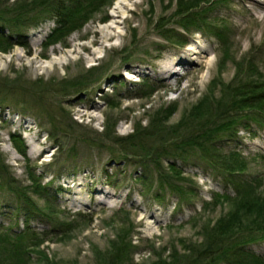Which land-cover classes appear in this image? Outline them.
<instances>
[{
	"label": "rangeland",
	"instance_id": "rangeland-1",
	"mask_svg": "<svg viewBox=\"0 0 264 264\" xmlns=\"http://www.w3.org/2000/svg\"><path fill=\"white\" fill-rule=\"evenodd\" d=\"M45 1L30 11L39 23L0 49V170L32 202L0 187V235L27 224L48 233L27 247L28 264L184 257L234 211L232 199L214 198L233 196L234 178L264 195V94L247 97L264 90V0H123L112 22L120 34L89 50L80 45L117 0H94L50 42ZM173 63L180 75L167 80L159 68ZM202 130L213 134L211 153L240 151L238 174L205 159L193 141ZM142 133L153 136L141 154L115 142L135 134L142 143ZM246 249L264 257V239Z\"/></svg>",
	"mask_w": 264,
	"mask_h": 264
},
{
	"label": "trees",
	"instance_id": "trees-1",
	"mask_svg": "<svg viewBox=\"0 0 264 264\" xmlns=\"http://www.w3.org/2000/svg\"><path fill=\"white\" fill-rule=\"evenodd\" d=\"M37 1L13 0L10 4L11 6L0 2V49L12 45V36L14 34L20 35L23 31V27L26 26L27 23L35 25L39 23L40 16L31 14L32 12L30 11L34 5L45 3L46 1L43 0V2L39 3H37ZM93 1L94 0H50L55 27L52 29V33L49 36V42L51 39L55 40V38H59L61 35L65 34V32L78 25L76 20L81 14L87 11L89 6L93 5ZM180 1L182 0L178 2L180 3ZM6 28L10 30L9 34L5 32ZM178 41L180 40L178 39ZM262 94H264V90H258L256 93L248 95L247 97H254L257 100L258 98L261 99ZM6 102L7 100L5 99L0 100L1 104H5ZM232 109L233 108H231V110ZM231 125L232 124H230L221 135L230 133V129L232 128ZM152 134L153 133L143 135L144 139L142 143L144 144L135 139H131L135 134L115 136V142L123 149L127 146L131 147L126 148V150L129 149L131 153L141 154L138 152L139 149L148 150L147 148H143V146L148 144L145 138H151L153 136ZM212 136L213 134L210 132L202 130L200 134H197L193 138V141L201 147L203 151L202 154L208 162L210 161L212 164L221 167V169L227 170L230 176H235L233 174H238L239 172L232 167V163L240 156V151L233 149L224 152V154H220L217 149L215 153H211L210 150L214 149L209 148L212 146L210 143L212 141ZM184 142L185 139L176 142L175 145L180 148V145ZM60 145H62V142ZM169 165L172 166L173 169L175 168L173 164ZM161 176L163 177L164 175ZM1 178L3 179V181L0 180V187L2 189L14 193L17 196V200H19L22 205H32L31 199L27 196L25 191L19 187L18 184H14L12 181H9V179L7 180L0 170V179ZM232 183L236 191L233 196L215 193L214 198L225 200L232 199L235 209L231 214L218 219L216 223L205 231L204 242L200 248L184 257L173 254L170 261L161 259L157 264H217L219 262L227 264H264V257L246 249V246L249 244L259 239H264V195L259 193L258 187L251 182H243L234 178ZM29 208L33 211V206ZM248 214H252L253 218H248ZM3 226L4 225L0 223V232H2ZM241 230L243 231L240 233ZM40 232L41 233H38L27 224V227L20 231L10 228V231L7 232L8 235H0V264H28L29 252L27 251V247L48 239V233L46 231ZM107 264L114 263L108 262Z\"/></svg>",
	"mask_w": 264,
	"mask_h": 264
},
{
	"label": "bare ground",
	"instance_id": "bare-ground-1",
	"mask_svg": "<svg viewBox=\"0 0 264 264\" xmlns=\"http://www.w3.org/2000/svg\"><path fill=\"white\" fill-rule=\"evenodd\" d=\"M178 1L179 0H177V2ZM120 5H123V0H117V2H115L112 5V8H111L112 11L104 16V18H107L106 22H104L99 27H91L90 28V31H89L90 35L89 36H91V37L87 42H84L82 45H80L81 48L89 50L91 48V46H93L94 44H98L99 46L104 47L108 44L107 43L108 40H110L113 37L118 36L120 34L119 30H116L114 25L112 24V22L114 23V22L119 21L117 19V16L121 15V12H122L119 8ZM76 49H78V47H76V45L73 44V48L70 49V51L65 52L66 59H68L70 52L75 51ZM94 51H92V54L94 53ZM19 55H21V54L19 53ZM33 59L34 58H32L31 60H33ZM56 62H59V60H57V59L51 60L52 65H54ZM178 63H173L172 65L160 66L159 69L161 71V74H163V76H165L167 80H169V78L171 76L172 77L173 76L178 77V75H180V70L176 66ZM49 66H51V65H49ZM76 192L80 193V190L78 189ZM96 192L109 194L107 191H105L103 189H98V190H96ZM79 198L80 197L76 196L74 198V201H80L81 202V200Z\"/></svg>",
	"mask_w": 264,
	"mask_h": 264
}]
</instances>
